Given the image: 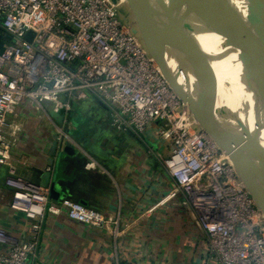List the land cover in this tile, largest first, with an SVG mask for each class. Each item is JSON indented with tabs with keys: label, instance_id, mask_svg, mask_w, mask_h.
<instances>
[{
	"label": "built area",
	"instance_id": "obj_1",
	"mask_svg": "<svg viewBox=\"0 0 264 264\" xmlns=\"http://www.w3.org/2000/svg\"><path fill=\"white\" fill-rule=\"evenodd\" d=\"M120 6L114 0H0V165L10 169L9 204L31 220L33 233L23 240L0 227V264H31L46 214L117 230V218L70 198L51 199L46 186L16 176L12 163L25 99L49 101L60 113L69 110V97L91 92L113 107L118 128L144 131L155 123L170 141L165 166L203 225L208 264H264V214L229 154L199 125L134 32L135 23L121 19Z\"/></svg>",
	"mask_w": 264,
	"mask_h": 264
},
{
	"label": "crops",
	"instance_id": "obj_2",
	"mask_svg": "<svg viewBox=\"0 0 264 264\" xmlns=\"http://www.w3.org/2000/svg\"><path fill=\"white\" fill-rule=\"evenodd\" d=\"M67 100L69 110L60 113L49 101L41 106L27 98L19 105L24 127L12 148L15 175L46 186L50 196L54 186L51 199L79 201L117 218L119 226L46 214L31 264H208L207 235L167 171L172 145L158 125L118 128L113 107L92 92ZM68 145L75 150L65 151ZM10 175L0 165V227L29 240L31 220L9 204Z\"/></svg>",
	"mask_w": 264,
	"mask_h": 264
},
{
	"label": "water",
	"instance_id": "obj_3",
	"mask_svg": "<svg viewBox=\"0 0 264 264\" xmlns=\"http://www.w3.org/2000/svg\"><path fill=\"white\" fill-rule=\"evenodd\" d=\"M114 1L121 3L120 13L133 12L134 18L130 21L136 25L134 32L139 33L150 55L156 60L173 89L189 106L199 125L229 154L240 179L264 214V0H221L231 21L232 34L239 41L238 57H242V44L246 39L252 58L250 81L245 70L233 71L243 90L241 107L234 116L228 106V85L208 57L190 49L165 29L152 13L141 7L142 0ZM33 36L30 30L26 39L32 41ZM2 48L0 26V50ZM172 53L189 57L195 64L203 67L218 89L224 91L225 100L221 111L224 126L221 131L215 130L205 112L173 78L164 61L165 56ZM73 150L75 149L70 145L65 149L69 152ZM55 193L53 186L50 198Z\"/></svg>",
	"mask_w": 264,
	"mask_h": 264
},
{
	"label": "bare ground",
	"instance_id": "obj_4",
	"mask_svg": "<svg viewBox=\"0 0 264 264\" xmlns=\"http://www.w3.org/2000/svg\"><path fill=\"white\" fill-rule=\"evenodd\" d=\"M125 1V0H119ZM141 7L152 13L159 23L172 32L187 47L205 55L203 39L196 33L197 26H206L210 41L220 46L226 55L227 67L213 65L220 71L229 88L228 106L234 116L243 100V90L233 71L242 69L250 81L252 58L248 41L243 40V54L238 57L239 41L232 34L231 21L221 0H142ZM186 27V29H185ZM165 64L176 82L189 94L195 104L209 117L215 130L223 128L221 111L225 94L219 90L215 81L201 66L176 54L164 58ZM232 89L238 90L233 92Z\"/></svg>",
	"mask_w": 264,
	"mask_h": 264
},
{
	"label": "rangeland",
	"instance_id": "obj_5",
	"mask_svg": "<svg viewBox=\"0 0 264 264\" xmlns=\"http://www.w3.org/2000/svg\"><path fill=\"white\" fill-rule=\"evenodd\" d=\"M121 19L125 22L128 23L132 18H134L133 12L131 13H124L121 11ZM186 29V27H185ZM196 33H198L199 37L203 39V45L205 47V56L208 57L212 63H218L221 68L227 67V59L226 55L222 51V48L220 46H216L213 44L209 37H208V31L206 26H204L202 23H200L197 28H196ZM205 70L204 68H202ZM233 92H237L238 90L232 89ZM241 107L238 106L237 110Z\"/></svg>",
	"mask_w": 264,
	"mask_h": 264
}]
</instances>
